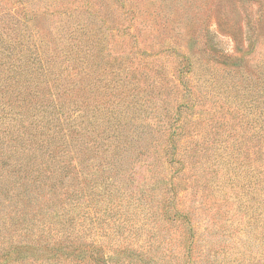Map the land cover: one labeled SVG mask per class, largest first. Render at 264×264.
<instances>
[{
    "label": "rangeland",
    "instance_id": "374dc122",
    "mask_svg": "<svg viewBox=\"0 0 264 264\" xmlns=\"http://www.w3.org/2000/svg\"><path fill=\"white\" fill-rule=\"evenodd\" d=\"M259 14L262 20L264 0H0V37L40 39L46 59L56 60L53 70L60 65L63 74L72 64L73 74L60 76L59 83L70 82L74 111L96 106V112L100 105L101 115L99 124L77 126L68 141L76 155L86 141L95 142L96 148L79 158L84 169L94 166L92 182L100 189L60 191L81 184L68 169L54 175L58 133L41 147L32 145L39 148L33 164L47 161L42 175L54 170L48 185L62 180L55 192H24L25 187L7 192L15 176L0 183V248L14 242L38 251L69 237L100 246L107 264H183V229L161 218L165 184L154 183L170 172L157 146H163L162 130L170 124L179 91L187 88L198 103L182 114V123L193 124L199 135L178 143L183 162L178 176L189 185L170 195L175 208L191 214L190 264H264V137L251 136L252 117L242 109L246 98L255 96L248 83L264 78L262 71H251L264 52L258 45L244 61L230 60L246 51ZM182 54L192 67L178 79L174 67ZM233 61L235 67L229 66ZM85 84L92 89H81ZM105 112L121 114L125 124L109 125L113 121ZM133 115L138 121L122 117ZM124 246L125 254L113 251ZM33 264L85 263L73 258Z\"/></svg>",
    "mask_w": 264,
    "mask_h": 264
},
{
    "label": "trees",
    "instance_id": "16d2710c",
    "mask_svg": "<svg viewBox=\"0 0 264 264\" xmlns=\"http://www.w3.org/2000/svg\"><path fill=\"white\" fill-rule=\"evenodd\" d=\"M257 5L259 9L261 6ZM261 18L262 14H259L257 30L253 33L246 51L240 57L230 60L237 63L244 61L258 49L260 50L257 48L258 45L264 52V16L262 20H260ZM238 29L243 31V25H239ZM11 41L9 35L4 38L0 37V170L5 169L6 172L4 176H0V183L5 180L9 182L15 176L12 182L14 188L11 190L8 187L7 192L19 191L21 187H25L24 192H42L45 189L49 190L46 192H55L58 187L56 182L62 178L54 179V184L48 185V181L53 180L54 170L50 174L45 173L43 176L46 167L48 168L47 161L40 160L36 164H33L32 161L37 160L34 158L39 149L34 150L36 146H43L46 141L58 133L62 141L56 150L59 157L53 161V165H57L59 168L54 175L59 177L62 170L68 169L69 173L73 174V178L75 174L80 180L79 185L81 184L78 185L77 189L71 191L67 190L66 187H60V191L96 192L95 188L100 189V186L92 182V178L96 174L95 171H92L94 166L91 165L84 169L83 162L80 160L82 153L96 148L95 142H92L91 139L86 141L83 144L84 149L79 151V155H76L73 148L69 150L68 144L71 143L68 141L73 139L71 133L80 124L85 127L90 123H100L101 115L98 112L100 105L97 104L96 112V106L90 112L86 110L75 112L70 99V90H72L69 87L70 82L66 80L64 82L65 87L59 83L60 76L69 77L71 73L73 74L72 64L64 66L63 75L59 70L61 69L60 65L56 69H52L55 67L56 60L51 55L46 59L47 50L42 47L43 42L40 39L31 42L28 39L20 38L17 34V37ZM177 57L180 61H177L174 67L175 75H179V77L176 76L178 79H183L185 74L190 73L192 65L187 56L182 54ZM234 61L230 62L229 66L235 67ZM69 67L71 69L67 70ZM251 71H262L264 77V58L253 65ZM182 81L184 80H180V82ZM185 84L186 82H183L182 85ZM85 87L89 90L92 89L86 84L81 89ZM248 87L249 93L253 91L255 96L247 97V101L243 102L242 109L247 114L249 112L252 117L250 124L253 125V134L251 136L261 138L260 134L264 137V78L260 80L257 77L252 83L250 82V85L248 83ZM197 103L192 96L191 89L187 90L186 88V90L179 91L178 102L173 108L171 118L168 119L170 124L162 130L163 146H157V151L161 152L162 158L171 166L169 174L166 173L162 180L156 179L154 183V186L159 183L165 184V188L161 191L163 194L159 202V213L165 223L183 229V264H190L192 260L194 229L191 214L186 210L175 208L170 193L179 190L185 191L187 189L184 185H189L187 180H183V176H178L183 167V162L178 156V143L191 133H193L192 135H199L197 127L193 124L187 127L181 119L182 114L192 112ZM103 106L108 108L106 103ZM114 115H108V112H105L107 121H113L109 125L114 126L115 123L117 124L115 127L119 128L125 124L122 122L121 114L120 116ZM122 117L132 119V122L138 121L136 115ZM86 132L90 134L88 129ZM29 134L32 136H28ZM32 140L34 144H32ZM21 142H25L29 147L34 148L21 150L20 147H16L21 146ZM29 142L30 144H28ZM74 148L78 151L77 146ZM98 156L102 162L106 159V152L99 153ZM73 157L77 159L75 164ZM173 170L177 174L170 175ZM176 177L179 179L176 180ZM21 178L25 181H21ZM128 249L126 246L115 247L113 251L117 255H122ZM100 251V246L73 241L69 237L67 240L62 238L46 243L38 251L31 245L10 242L0 248V264H33L47 260L67 262L73 258L85 264H107L108 261L99 253Z\"/></svg>",
    "mask_w": 264,
    "mask_h": 264
}]
</instances>
